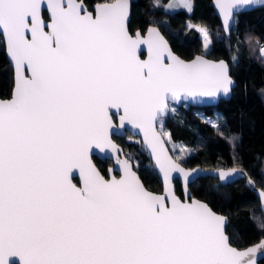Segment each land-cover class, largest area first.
Segmentation results:
<instances>
[{"label": "water", "instance_id": "water-1", "mask_svg": "<svg viewBox=\"0 0 264 264\" xmlns=\"http://www.w3.org/2000/svg\"><path fill=\"white\" fill-rule=\"evenodd\" d=\"M264 0H213L226 35ZM46 13L47 17L44 16ZM132 0H0L13 69L0 96V264H259L264 238L231 242L229 217L193 196L201 177L242 167H187L159 129L171 105L229 100L225 59L178 55L155 25L132 33ZM138 137L162 181L147 188L116 137ZM95 158L112 164L104 174ZM264 175V169H263ZM176 181L182 196L177 193Z\"/></svg>", "mask_w": 264, "mask_h": 264}, {"label": "trees", "instance_id": "trees-1", "mask_svg": "<svg viewBox=\"0 0 264 264\" xmlns=\"http://www.w3.org/2000/svg\"><path fill=\"white\" fill-rule=\"evenodd\" d=\"M89 8L98 2L111 0H83ZM170 0H132L129 28L145 32L155 25L169 40L173 50L185 59L204 53V43L196 25L204 27L211 37V48L206 55L225 59L237 82L229 100L216 105L195 107L181 105L163 118V131L168 140L179 143L185 151L179 157L187 167H242L256 185L264 189V6L236 15L229 35L222 29L213 8V0H193L191 11L166 9ZM44 16L47 17L46 13ZM191 24V25H190ZM13 88V69L6 56L0 34V96L10 97ZM220 116L217 127L204 120ZM144 184L154 192H161L163 184L149 155L138 137L130 134L116 137ZM171 149L175 156V151ZM178 160V158H176ZM105 174L111 162L95 158ZM176 190L182 196L181 185ZM193 196L205 200L215 211L227 215V232L231 242L245 248L264 238V213L257 195L244 179L223 185L217 178L201 177L190 184ZM259 264H264L262 259Z\"/></svg>", "mask_w": 264, "mask_h": 264}, {"label": "rangeland", "instance_id": "rangeland-1", "mask_svg": "<svg viewBox=\"0 0 264 264\" xmlns=\"http://www.w3.org/2000/svg\"><path fill=\"white\" fill-rule=\"evenodd\" d=\"M193 6V0H170V2L166 5V9L169 12H173L175 10H177L178 8L182 7L185 8L188 11H191ZM191 25V24H190ZM199 32L200 35L203 39V43H204V53H208L210 48H211V37L208 34V31L202 27V26H195ZM261 53L262 56L264 58V46L261 49ZM176 106L171 105V111L170 113L175 111ZM198 114L204 119L206 120L208 123H210L211 125L217 127L219 125V115L218 116H207L205 115L202 111H198ZM159 129L162 131L166 141L168 140V134L166 132L163 131V122L162 119L159 121ZM168 143V142H167ZM169 147L172 148L175 151V156L176 158H178L179 161H182L183 158L179 157L181 155V153H183L185 151V147L179 143H175L170 141L168 143Z\"/></svg>", "mask_w": 264, "mask_h": 264}, {"label": "flooded vegetation", "instance_id": "flooded-vegetation-1", "mask_svg": "<svg viewBox=\"0 0 264 264\" xmlns=\"http://www.w3.org/2000/svg\"><path fill=\"white\" fill-rule=\"evenodd\" d=\"M89 9L92 10V8H89ZM107 161L111 162L110 160H107ZM107 161H105V162H107ZM111 164H112V162H111Z\"/></svg>", "mask_w": 264, "mask_h": 264}]
</instances>
